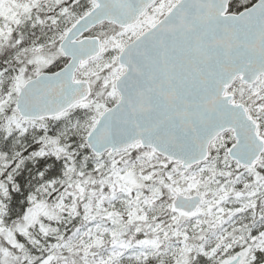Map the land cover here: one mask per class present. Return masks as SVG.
Listing matches in <instances>:
<instances>
[{
  "label": "snow or ice",
  "instance_id": "6c2138e0",
  "mask_svg": "<svg viewBox=\"0 0 264 264\" xmlns=\"http://www.w3.org/2000/svg\"><path fill=\"white\" fill-rule=\"evenodd\" d=\"M0 264H264V0H0Z\"/></svg>",
  "mask_w": 264,
  "mask_h": 264
}]
</instances>
